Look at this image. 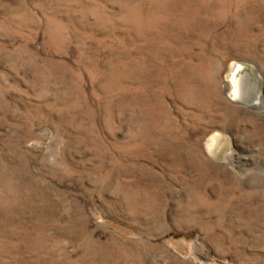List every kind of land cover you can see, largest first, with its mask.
Returning a JSON list of instances; mask_svg holds the SVG:
<instances>
[{"label":"rangeland","instance_id":"1","mask_svg":"<svg viewBox=\"0 0 264 264\" xmlns=\"http://www.w3.org/2000/svg\"><path fill=\"white\" fill-rule=\"evenodd\" d=\"M0 264H264V0H0Z\"/></svg>","mask_w":264,"mask_h":264},{"label":"bare ground","instance_id":"2","mask_svg":"<svg viewBox=\"0 0 264 264\" xmlns=\"http://www.w3.org/2000/svg\"><path fill=\"white\" fill-rule=\"evenodd\" d=\"M240 68V67H239ZM239 68H237L233 72L232 76V82L234 83V89L233 92V99H238L241 101L242 104L249 106L250 108H258L261 109V105L259 103V89L257 86V80L251 81L249 76L243 75L241 77L237 76V73L239 71ZM255 76V75H254ZM263 110V109H262ZM220 138V135L217 133L212 137V141L210 144V147L213 149ZM219 142V141H218ZM232 155H230V158ZM236 158L239 160V157L236 156Z\"/></svg>","mask_w":264,"mask_h":264}]
</instances>
